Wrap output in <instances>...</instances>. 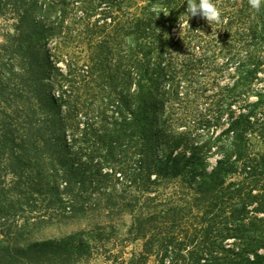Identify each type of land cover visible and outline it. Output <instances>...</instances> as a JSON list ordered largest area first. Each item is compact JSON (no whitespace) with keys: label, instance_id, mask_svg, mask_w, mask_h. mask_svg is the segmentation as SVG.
<instances>
[{"label":"trees","instance_id":"1","mask_svg":"<svg viewBox=\"0 0 264 264\" xmlns=\"http://www.w3.org/2000/svg\"><path fill=\"white\" fill-rule=\"evenodd\" d=\"M106 1L111 3L109 13L101 15L108 14L112 19L110 23L106 21L98 25L92 22L90 26L86 25V29H96L97 25L100 31L112 28L116 33L115 41L120 40V47L127 38L128 64H124V57L119 53L111 73L120 74V84L125 78L129 92L127 95L118 94V110L111 117L107 116L109 121L102 128L87 123L81 134L86 142L94 138L93 150L84 154L85 156L75 151L72 158L61 131L65 126L64 121L67 123L72 113L69 111L62 115L55 97L40 83L44 73L40 62L46 56L27 43L36 32L35 20L28 5L31 2L33 8H36L39 0H6V3L12 2L14 5L19 27L22 29L16 38L19 42L13 54L28 65L26 71L31 85L35 86V90L29 92L39 98V111L45 110L47 115L36 117L38 108L33 109L28 99L24 102V107L20 106L18 93L8 91L9 84L0 77V264H73L89 250V244L81 233L61 240H30L26 225H18L12 221L15 220L13 210L17 206L22 208V200L32 201L35 195L48 194L50 204L61 203V214L65 219L74 218L79 212L88 210L87 197L83 192L87 193L89 187L95 186L98 196L96 203L90 208L93 212L97 210V202L104 203V209L111 212L116 209H120V212H137L134 206L135 202L138 203L139 194L144 195L157 183L156 179H152L153 172L158 178L166 180L182 174L187 177L185 181L190 185L196 182V175H201L199 182L191 185L192 197L185 199L188 203L191 201L192 212L196 210L193 215L196 223L189 237L194 248L182 253L179 248L184 241L177 239L169 231L165 233L169 228L180 226V211L187 209L170 206V198L161 203L167 211L159 213L145 208L137 212L131 233L133 241L142 242V249L138 253H132L129 260L120 261L114 257L116 264H149L151 257L155 255L154 248L163 252L155 256L159 258V264H164V258L168 255L165 251L171 246L177 248L170 255L172 260L169 264H264V150L256 153L251 148L252 138L260 140L264 145V2L257 12L250 8L248 0H213L221 9L222 17L219 23L209 25L200 17L189 20L186 14L187 0H149L145 8L155 5L164 13L162 18L153 19L147 14L145 17L132 15L127 22L117 16L119 7L115 5V1ZM70 5L69 0H50L47 6L50 11L60 13L62 23ZM42 7L40 11L46 13L47 7ZM91 12L93 14L97 9L92 8ZM105 16L107 19V15ZM180 22H186L189 56L197 59L190 70L183 72L188 76V82L195 83L198 76L196 66L201 63L208 71V76H211L209 80L214 79L212 76L221 77L228 72L227 80L233 83L231 86L226 85L224 90L244 91L245 98L242 100L243 107L237 112L232 110L230 104L224 127L219 133L214 132L210 140L200 148L198 145L193 147L194 153L186 157L188 163L193 161L197 158L195 151L201 148L217 146L224 151L210 172L195 171L192 176L184 173L188 170V164H181L179 161L176 151L180 145L168 118L164 125L170 129V158L165 163L159 162L156 165L159 158L155 144L164 141L163 138H158L161 133L158 129L161 105L158 97L165 94L178 97V91H174L177 88L163 89L161 83L165 79L175 80L182 72L174 69L173 53L166 54L171 29ZM40 28L51 33L55 30V25L51 23L48 28L40 25ZM197 29L202 32L196 31ZM1 51L0 47V64L3 63ZM103 53V46L100 44L90 60V70L96 76L106 78L109 71L102 58ZM221 59H224L223 66L217 64ZM169 68L171 76L167 74ZM87 73L91 75L90 72ZM251 91H260L256 93V101L250 99ZM13 102L17 107H12L11 110ZM223 114L224 112L218 116L215 123L217 128L221 126ZM72 139L75 144L78 137L74 135ZM173 152L177 153L176 156H173ZM45 156L55 159L62 167L65 191L73 198L72 207L68 210L71 217L66 215L67 207L63 206L58 187H50L48 183V177L41 166ZM101 156L102 161L99 160ZM106 163L110 166L111 173H105ZM129 163L130 166L135 163L137 167L133 169L129 167ZM3 171L10 172L15 177L11 186L19 190L17 198L11 195L13 190L1 180ZM116 174L129 182L131 190L138 192L135 195L134 191L130 200L128 190L119 194L114 191L116 185L113 181L109 185L112 175ZM149 194L150 191L146 200L154 201V197ZM8 195L13 199L6 197ZM172 211L174 215L171 214ZM171 217L172 222L168 227L167 221ZM43 222L40 219L27 224L31 226ZM229 239L233 240V244L231 247H222V252L209 250L219 242L222 246Z\"/></svg>","mask_w":264,"mask_h":264},{"label":"rangeland","instance_id":"2","mask_svg":"<svg viewBox=\"0 0 264 264\" xmlns=\"http://www.w3.org/2000/svg\"><path fill=\"white\" fill-rule=\"evenodd\" d=\"M69 1L71 5L67 9L62 23L59 18L60 13L56 14L54 10L50 11L48 9L47 5L50 0H39L36 8H33L30 2L28 8L35 20L36 32L27 43L46 56L40 62L44 70L40 83L46 86L47 91L55 97L61 108L62 115L69 111L72 113L70 120L67 123L64 121L65 126H63L61 131L65 143L69 145V155L73 158L75 151L81 155H86L93 150L92 141L94 138L86 142L82 138V129L88 124L97 126L96 128H102L106 125L109 121L108 117L114 115L118 110V102L120 101L118 94L125 93L127 95L129 92L125 78L122 77L123 82L120 84V74L111 73L119 53L124 57V64H128V49L126 45L128 41L125 38L126 40H124L122 45L120 44L122 46L120 47L118 45L120 40L118 42L115 41L116 33L112 28H106L104 31H100V28H98L99 24H103L106 21L110 23V20H112L108 14L101 15L104 12L109 13L110 1ZM114 1L115 5L119 7L117 16L124 22H127L132 15L145 17L147 14L153 19H161V15H164L155 5L145 8L148 6L149 0ZM0 2V47L2 48L1 58L3 60V63L0 64V77L9 84L8 91H16L18 93V104L20 106L24 107V102L28 99L33 109L38 108L36 117H45L47 111H39V106L41 105L39 98L32 96L29 92L34 91L35 86L31 85L29 80V74L26 71L28 65L24 60L13 54L19 42V39L17 40L16 38L22 31L19 27L18 14L15 12L12 2L6 3V0H0ZM42 5L47 7L46 13L40 11ZM92 8H96L97 12L92 14ZM154 8L155 10H153ZM105 15H107V19ZM84 18L85 20H83ZM92 22L98 24L97 28L87 30ZM51 23L55 25V30L51 33L40 28V25L48 28ZM89 29L91 28L89 27ZM187 36L186 22L176 23L172 27L166 54L173 53L174 69L182 72L173 81L162 80L161 87L163 89H168L169 87L177 88L174 91H178V97L168 94L158 97L159 102H161L158 119V129L161 133L158 134V138H163L164 141L155 144V151L159 158L156 165H159V162L165 163L170 158L172 140L170 129L164 125V121L168 118L175 131V139L180 145L176 151L179 154V161L181 164H188V170L184 173L192 176L195 171L198 173L210 172L224 151L218 149L217 146L201 148L195 151L197 158L193 161L188 163L186 157L194 153L193 147L198 145L200 148V146L210 140L214 132L219 133L228 119L226 113L230 111V104L232 105V110L237 112L239 111L238 109L243 107L244 103L242 100L245 98H243L244 91L224 90L226 85L230 84L231 86L233 83V81L227 80L228 72L221 75V77L212 76L214 79L209 80L211 76H208V71L204 69L201 63H197L200 66H196L198 76H196L195 83L190 84L188 82V76L183 72L190 70L192 65L196 64L195 60L197 59L189 56L190 46L186 45V42H189ZM100 44H102L104 52L102 58H104L105 66L109 71L108 78L98 77L90 70V67H92L90 60L94 57ZM191 46L193 47L192 44ZM223 63L224 59L217 62L220 66H223ZM170 70V68L167 70L169 76H171ZM87 72H90L92 76ZM110 74H112L113 79H111ZM261 76L263 77V75ZM262 85L264 86V83ZM257 92L260 91H251L250 99L252 101L257 100ZM15 106L17 107L15 102L11 103L10 109L12 110V107ZM222 112L224 114L220 122L221 126L217 128L215 123H217L218 116ZM74 135L78 137L75 144L72 139ZM158 138L156 137L155 139L158 140ZM184 145L187 146L184 147ZM251 148L256 153L258 151L262 152L264 145L260 140L252 138ZM176 152H173V156H176ZM99 160L102 161V156ZM131 165L129 163V167H133V169L137 167L135 163H131ZM41 166L48 177L50 187H58L60 197H62L64 202L63 206L67 207L66 215L71 217V212H68V210L72 207L73 198L65 191L66 184L61 165L55 159L45 156ZM104 171L105 173H111L108 164L105 166ZM1 176L3 183L13 190L11 195L17 198L19 190L11 186L15 181V177L10 172L5 171L1 173ZM186 178V176L181 174L177 178L166 180L158 178L156 173L153 172L152 179H156L157 183L153 184L148 191H150L149 195L154 197V201L149 202L146 200L147 191L144 195L139 194L138 203L135 202L136 206H134L137 212L149 208L161 213L162 211H167V208L165 206L162 207L161 203L172 198L170 206L187 208L185 211H180L179 218H182L180 226L165 230V233L169 231L177 239L184 241L183 246L179 248L182 253H187V251L194 248V244L189 240V237L192 235L193 226L196 223L193 216L196 210L194 209L193 213L190 208L191 201L189 200L190 202L188 203V200L185 199L186 197H192L191 185L199 182L201 175H196V182H192L191 185L185 181ZM112 181L116 185L114 191L121 194L128 190V200H130L135 190L130 189L129 182H126L123 177L120 178L119 174L112 175L109 185ZM45 191L48 192V189H45ZM137 193L135 191L134 194L136 195ZM47 195H35L32 201L22 200V208L17 206L13 210L15 220L12 219V221L18 225H26L28 229L26 233L30 240H61L81 233L89 244V250L85 256L77 262H73V264H116L114 257L120 261L123 259L129 260L132 253L141 251L142 242L133 241L131 233L135 215L138 213L120 212V209L111 212L109 209H104V203L98 204V202L96 205L97 210L93 212L90 208L94 206L96 203L95 199L98 196L95 186L89 187L87 193L83 192L85 198L87 197L86 206L88 210L79 212L74 218L65 219L61 214V203L50 204ZM6 197L13 199L9 195ZM171 214L174 215V212L172 211ZM26 218L27 220L25 221ZM40 219L44 222L31 226L27 224ZM170 222H172V217L167 221L168 227L171 225ZM232 244L233 240L229 239L222 246H220L219 242V244L210 247L209 250L222 252V247H231ZM176 248L171 246L168 251H165L168 252V255L164 258V264H169L172 260L170 255ZM160 253L163 252L158 248H154L153 254L157 255ZM155 255L151 257L149 264H159V258Z\"/></svg>","mask_w":264,"mask_h":264},{"label":"clouds","instance_id":"3","mask_svg":"<svg viewBox=\"0 0 264 264\" xmlns=\"http://www.w3.org/2000/svg\"><path fill=\"white\" fill-rule=\"evenodd\" d=\"M264 0H248L251 9L259 12ZM155 10V8L153 9ZM186 14L189 20L194 17H200L207 21L209 25L219 23L222 17V11L213 0H187ZM188 20V21H189ZM188 27L189 23H188ZM196 31L202 32L199 29Z\"/></svg>","mask_w":264,"mask_h":264}]
</instances>
